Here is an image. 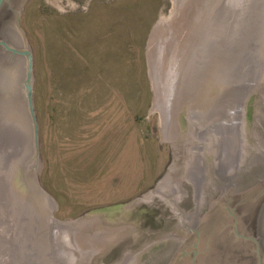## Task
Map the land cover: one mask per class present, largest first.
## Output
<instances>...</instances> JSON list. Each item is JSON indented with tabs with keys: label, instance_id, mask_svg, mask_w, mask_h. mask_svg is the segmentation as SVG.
Masks as SVG:
<instances>
[{
	"label": "water",
	"instance_id": "1",
	"mask_svg": "<svg viewBox=\"0 0 264 264\" xmlns=\"http://www.w3.org/2000/svg\"><path fill=\"white\" fill-rule=\"evenodd\" d=\"M26 0H0V264H264V0H174L147 62L169 169L56 221L41 187Z\"/></svg>",
	"mask_w": 264,
	"mask_h": 264
},
{
	"label": "rangeland",
	"instance_id": "2",
	"mask_svg": "<svg viewBox=\"0 0 264 264\" xmlns=\"http://www.w3.org/2000/svg\"><path fill=\"white\" fill-rule=\"evenodd\" d=\"M173 3L26 0L20 23L32 50L38 182L58 205L56 221L129 202L169 169L174 148L161 137L160 113L150 114L146 55Z\"/></svg>",
	"mask_w": 264,
	"mask_h": 264
},
{
	"label": "bare ground",
	"instance_id": "3",
	"mask_svg": "<svg viewBox=\"0 0 264 264\" xmlns=\"http://www.w3.org/2000/svg\"><path fill=\"white\" fill-rule=\"evenodd\" d=\"M160 23H161V22H160ZM154 30H155V29H154ZM97 106H99V105H97ZM89 111H90V109H89ZM87 113H88V112H87ZM97 113H98V112H97ZM123 113H124V112H123ZM98 114H99V113H98ZM84 116H85V115H84ZM84 116H83V117H84ZM122 116H123V115H122ZM94 118H95V117H94ZM76 119H77V118H76ZM92 119H93V118H92ZM120 119H121V118H120ZM125 119H126V118H125ZM73 121H74V120H73ZM73 121H72V122H73ZM85 121H86V120H85ZM87 121H88V120H87ZM87 121H86V122H87ZM91 121H92V120H91ZM123 121H124V120H123ZM127 122H128V121H127ZM70 123H71V122H70ZM79 125H80V124H79ZM85 128H86V127H85ZM72 129H73V128H72ZM83 132H84V131H83ZM132 133H133V132H132ZM89 137H90V136H89ZM82 138H83V137H82ZM84 138H85V137H84ZM83 145H84V144H83ZM84 146H85V145H84Z\"/></svg>",
	"mask_w": 264,
	"mask_h": 264
}]
</instances>
